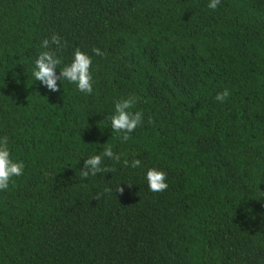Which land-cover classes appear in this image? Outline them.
Wrapping results in <instances>:
<instances>
[{
  "label": "trees",
  "instance_id": "1",
  "mask_svg": "<svg viewBox=\"0 0 264 264\" xmlns=\"http://www.w3.org/2000/svg\"><path fill=\"white\" fill-rule=\"evenodd\" d=\"M208 2L0 0V135L24 164L0 192V264H264V0ZM53 34L63 63L91 57V95L32 79ZM130 95L143 119L122 142L106 117ZM107 146L141 167L83 177Z\"/></svg>",
  "mask_w": 264,
  "mask_h": 264
},
{
  "label": "clouds",
  "instance_id": "2",
  "mask_svg": "<svg viewBox=\"0 0 264 264\" xmlns=\"http://www.w3.org/2000/svg\"><path fill=\"white\" fill-rule=\"evenodd\" d=\"M220 0H209L207 7L215 10ZM52 46H55L53 49ZM66 46L65 42L58 35H51L49 38L40 41L39 49L35 59L32 61L31 77L44 87L47 92H57V82H67L74 85L78 92L86 95L93 93V77L90 71L92 63L91 57L81 52L78 48H74L70 62L63 63L58 55V50ZM91 52L95 56H102L100 49L93 47ZM58 70V72H57ZM229 95L227 90L217 93L214 99L223 103ZM137 97L130 95L127 98L119 99L113 103L112 113L106 117L111 130L117 134L122 141H128L129 134L142 123L143 114L141 111H132L136 104ZM122 153H115L111 146L103 147L102 151L88 156L83 159V167L80 170L83 177L89 175L96 176L102 171L109 173L111 169L102 167L105 158L115 163H120L124 167L137 169L141 167V161L133 158L122 159ZM24 164L22 161L12 159L9 150V137L0 135V192L9 188L10 181L15 177L23 174ZM143 180L146 187L151 192H161L167 189L166 173L157 168H146L143 174ZM259 196L264 197V193L259 192Z\"/></svg>",
  "mask_w": 264,
  "mask_h": 264
}]
</instances>
